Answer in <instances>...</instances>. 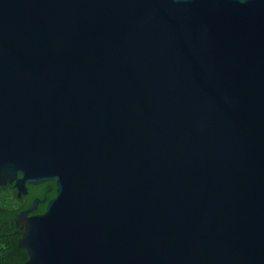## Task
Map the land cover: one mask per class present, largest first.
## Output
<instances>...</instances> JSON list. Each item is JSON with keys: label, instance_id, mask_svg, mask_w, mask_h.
<instances>
[{"label": "water", "instance_id": "95a60500", "mask_svg": "<svg viewBox=\"0 0 264 264\" xmlns=\"http://www.w3.org/2000/svg\"><path fill=\"white\" fill-rule=\"evenodd\" d=\"M52 180L24 264H264V0H0V185Z\"/></svg>", "mask_w": 264, "mask_h": 264}, {"label": "trees", "instance_id": "16d2710c", "mask_svg": "<svg viewBox=\"0 0 264 264\" xmlns=\"http://www.w3.org/2000/svg\"><path fill=\"white\" fill-rule=\"evenodd\" d=\"M48 188H50L48 190ZM56 195L54 180L39 185H28V193L21 198L13 184L0 185V264H24L28 252L19 246L21 234L17 231L22 227L15 220V214L27 208L34 198H45L34 213L44 212L47 202Z\"/></svg>", "mask_w": 264, "mask_h": 264}, {"label": "flooded vegetation", "instance_id": "af4514ba", "mask_svg": "<svg viewBox=\"0 0 264 264\" xmlns=\"http://www.w3.org/2000/svg\"><path fill=\"white\" fill-rule=\"evenodd\" d=\"M50 188H48V190H49ZM46 200V199H45ZM24 209H26V208H24ZM23 210V209H22ZM34 213V212H33ZM32 214V213H31ZM38 214H40V213H38ZM17 223H20V222H18V221H16ZM21 224V223H20ZM22 226V225H21Z\"/></svg>", "mask_w": 264, "mask_h": 264}]
</instances>
